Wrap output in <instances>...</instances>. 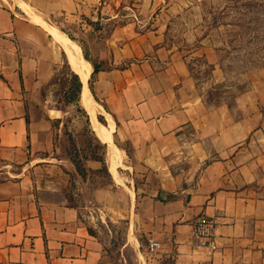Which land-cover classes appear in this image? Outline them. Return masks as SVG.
<instances>
[{"label":"crops","instance_id":"1","mask_svg":"<svg viewBox=\"0 0 264 264\" xmlns=\"http://www.w3.org/2000/svg\"><path fill=\"white\" fill-rule=\"evenodd\" d=\"M96 3L0 0V264H113L87 206L67 189L98 164L112 178L107 140L44 24L69 37L68 27L98 66L89 89L111 117L121 167L131 171L139 264H264V103L245 94L239 115L209 104L187 58L166 43V21L140 32L135 23L116 25L109 38L99 31L94 39L92 26L108 23ZM75 77L109 163L91 156L82 175L62 152L66 117L58 108ZM200 217L215 221L213 250L194 238ZM149 241L159 244L153 253Z\"/></svg>","mask_w":264,"mask_h":264},{"label":"rangeland","instance_id":"2","mask_svg":"<svg viewBox=\"0 0 264 264\" xmlns=\"http://www.w3.org/2000/svg\"><path fill=\"white\" fill-rule=\"evenodd\" d=\"M96 1L108 23L106 27L92 26L94 39L100 34L103 38H109L116 25L135 23L136 31L140 32L153 28L147 24H154L152 20L157 23L159 20L166 21V43L187 58L209 104L228 105L232 113L239 115L242 112L237 107L238 101L245 94L252 93L251 99L259 98L264 103V0ZM145 3L153 4L150 10H143ZM63 20V16L56 19L60 23ZM142 20L147 22L142 25ZM67 28L63 27L62 31L74 40ZM77 45L83 56L88 57L86 43ZM96 49L100 51V45L97 44ZM103 49L104 46L101 47ZM67 72L73 76L69 69ZM92 82L93 75L89 79L91 87ZM78 83L75 77L73 89L79 86ZM75 96V90H72L68 97H60L62 104L58 105L66 117L62 130V152L73 160L81 175V170L87 169L88 173L85 172L86 179L77 178L75 181L71 177L67 189L77 195L75 199L78 202L87 206L91 224L109 243L112 263L139 264L134 227L135 202L129 187L132 184L131 171L126 172L121 167L119 158V173L124 180L120 184L113 175L112 181L102 164H98L97 168H83L91 156L104 159L108 164L107 146L91 128L90 119L80 105L79 95L76 99ZM99 112L98 121L106 125L105 118Z\"/></svg>","mask_w":264,"mask_h":264},{"label":"bare ground","instance_id":"3","mask_svg":"<svg viewBox=\"0 0 264 264\" xmlns=\"http://www.w3.org/2000/svg\"><path fill=\"white\" fill-rule=\"evenodd\" d=\"M20 5L22 8L29 10V8L24 3H20ZM35 18L39 20L37 17ZM44 26L52 33L57 43L64 51L63 53L67 58L66 61H68L69 66L71 67V69H73L72 71L76 72L80 80L83 82V85L85 87L81 99L82 106L89 111L96 132L106 138L108 146V157L110 161V170L115 180L118 183L123 184L124 180L120 177V174L117 170V166L119 163V154L113 141L114 128L111 117H109L108 115L105 116L107 126H104L97 121V114L98 111L101 110V107L94 100L88 85V80L93 70L92 64L83 56V52L78 47L77 43L71 40L67 35L46 24H44ZM130 193L133 195V192L131 190Z\"/></svg>","mask_w":264,"mask_h":264},{"label":"built area","instance_id":"4","mask_svg":"<svg viewBox=\"0 0 264 264\" xmlns=\"http://www.w3.org/2000/svg\"><path fill=\"white\" fill-rule=\"evenodd\" d=\"M215 235V221L208 217H200L194 222V238L197 245L202 248L210 250L215 249L214 242ZM159 247V244L149 241L148 251L150 253L155 252Z\"/></svg>","mask_w":264,"mask_h":264},{"label":"trees","instance_id":"5","mask_svg":"<svg viewBox=\"0 0 264 264\" xmlns=\"http://www.w3.org/2000/svg\"><path fill=\"white\" fill-rule=\"evenodd\" d=\"M85 58L88 60V57H87L86 55H85ZM93 67H94V72H93V74H95V73L98 71V66H97L96 64H93ZM93 74H92V75H93ZM76 79H77V78H76ZM77 82H78V79H77ZM78 85H79V86H77V88L73 89V90H75V94H76L75 99L77 98V95H78V93H79V91H80V83H78ZM75 87H76V86H75ZM90 89H91L92 94H93V90H92L91 85H90ZM104 142L106 143L105 140H104ZM101 161H102V163L105 165L104 160L101 159ZM104 169L106 170L105 166H104ZM79 170H81L80 167H79ZM81 173H83L82 170H81Z\"/></svg>","mask_w":264,"mask_h":264},{"label":"water","instance_id":"6","mask_svg":"<svg viewBox=\"0 0 264 264\" xmlns=\"http://www.w3.org/2000/svg\"><path fill=\"white\" fill-rule=\"evenodd\" d=\"M82 84H83V82H82ZM83 91H84V87H82V92L80 94L81 97H82Z\"/></svg>","mask_w":264,"mask_h":264}]
</instances>
